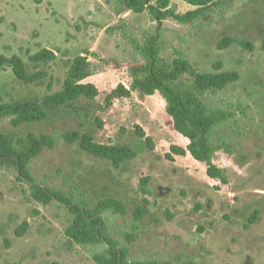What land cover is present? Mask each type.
<instances>
[{
    "label": "rangeland",
    "instance_id": "rangeland-1",
    "mask_svg": "<svg viewBox=\"0 0 264 264\" xmlns=\"http://www.w3.org/2000/svg\"><path fill=\"white\" fill-rule=\"evenodd\" d=\"M173 3L179 13L193 9L184 0ZM155 25L148 13L117 16L110 0H0V56L28 60L41 49L60 51L50 69L53 93L63 88L69 70L64 62L88 55L98 71L85 83L98 87L101 103L119 84L130 86V68L136 64L124 33L108 30L121 26L127 32L150 31ZM165 25L171 45L163 54L166 62L179 52L200 72L217 73L215 65L222 63L220 72L240 75L215 99L236 112V119L218 132L231 152L220 149L215 154L228 183L208 178L206 166L189 154L174 155L173 162L166 159L172 145L185 148L189 140L176 132L159 94L139 92L116 101L106 112L94 109L83 124L69 117L26 128L25 132L31 129L57 141L33 161L32 173L38 182L85 195L92 203L106 197L122 200L127 215L110 213L107 218L114 238L130 247L136 263L264 264V0H236L198 27L172 20ZM225 37L245 39L255 49L236 44L220 49ZM50 83L49 78L40 84L23 83L8 64L0 70V104L45 96ZM87 103L84 98L79 101ZM136 125L152 137L154 151L141 150ZM0 126L13 129L9 120ZM66 132L90 133L100 144L135 146L138 156L117 169L110 161L83 152L78 143H64L61 136ZM145 177L151 178L150 195L142 191ZM144 200L149 202L147 213L136 235L133 212ZM255 210L261 214L247 230ZM25 221L30 228L19 238L16 230ZM69 225L66 210L33 201L14 173L0 170V264H96L97 250L67 238ZM127 233L136 236L130 243Z\"/></svg>",
    "mask_w": 264,
    "mask_h": 264
},
{
    "label": "trees",
    "instance_id": "trees-1",
    "mask_svg": "<svg viewBox=\"0 0 264 264\" xmlns=\"http://www.w3.org/2000/svg\"><path fill=\"white\" fill-rule=\"evenodd\" d=\"M173 1L110 0L117 16L121 17L128 12L136 15L148 13L156 25L150 31L127 32L121 26L108 30V32L119 30L124 33L123 38L131 47L136 64L130 68L132 79L130 86L119 84L101 103L97 102L100 95L98 87L92 83H85L98 71L88 55H79L72 62H64L69 70L63 88L53 93L50 69L59 59L60 51L41 49L29 56L28 60L19 56L12 58L0 56V70L8 64L12 65L15 77L23 83L40 84L48 78L51 80L50 93L45 96L0 104V125L9 120L13 128L9 130L0 126V170L14 173L17 181L27 186V193L33 201L44 206L56 204L66 210L70 216V225L66 229L67 238L74 244L97 250L93 255L96 264L172 263L157 261L136 263L131 260L130 247L121 246L114 238L107 218V214L110 213L127 215L128 208L122 200L106 197L92 203L85 195L57 190L38 182L32 173V163L45 149H53L57 141L51 135H38L31 129L27 132L24 130L45 121L69 117H76L83 124L90 118L94 109L106 112L116 101L131 99L135 92L142 96L159 94L166 103V112L172 118L176 132L189 140L185 148L172 145L166 159L173 162L174 155L189 154L195 161L206 166L208 178L226 185L228 183L226 171L215 163V154L220 149L230 153L231 148L218 132L236 119V112H233L230 106L218 105L215 99L227 86L237 83L240 75L236 71L220 72L222 63L215 65L217 73L200 72L179 52L172 62H166L163 54L171 48L165 35L167 21L172 20L182 26L198 27L204 23L205 18L213 17L220 10H228L236 0H184L193 7L186 13H179ZM235 44L250 51L255 49L249 41L233 37L223 38L218 46L220 49H227ZM82 98L87 99L88 103L79 104ZM238 108L243 113L242 107ZM98 122L102 128L103 122L100 120ZM135 133L139 138L141 150H155L152 137L148 136L141 126H135ZM61 139L68 145L78 143L83 152L108 160L117 169L138 156L135 146L100 144L87 132H66ZM150 180V177L141 179L145 195L151 194L148 188ZM148 203L144 200V205L138 206L133 212L132 231L136 235L147 213ZM260 214V210H255L250 215L245 225L247 230L258 221ZM29 228L30 224L25 221L17 228L16 236L23 237ZM135 234H125L128 243L135 239ZM7 242L9 246L10 242Z\"/></svg>",
    "mask_w": 264,
    "mask_h": 264
}]
</instances>
